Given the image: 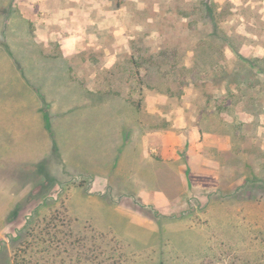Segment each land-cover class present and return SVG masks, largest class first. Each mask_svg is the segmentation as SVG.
<instances>
[{"label": "rangeland", "instance_id": "rangeland-1", "mask_svg": "<svg viewBox=\"0 0 264 264\" xmlns=\"http://www.w3.org/2000/svg\"><path fill=\"white\" fill-rule=\"evenodd\" d=\"M120 257L264 264V0H0V264Z\"/></svg>", "mask_w": 264, "mask_h": 264}, {"label": "trees", "instance_id": "trees-1", "mask_svg": "<svg viewBox=\"0 0 264 264\" xmlns=\"http://www.w3.org/2000/svg\"><path fill=\"white\" fill-rule=\"evenodd\" d=\"M205 9H206V12H207L208 15H212V13H214V11H213V7L210 6V5H209L208 3H206V2H205ZM51 233H52V231H51ZM30 234L33 235V232H30ZM48 234L51 235V236H50V239H52L53 236L55 235V234H50V233H48ZM52 240H53V239H52ZM111 254H112V256L110 255L111 257H116V256H117V258L119 257L117 253H111ZM120 260H121V257H120V259H118V262H117L118 264L121 262ZM121 263H123V261H122Z\"/></svg>", "mask_w": 264, "mask_h": 264}]
</instances>
